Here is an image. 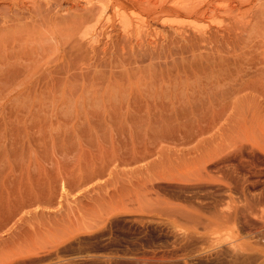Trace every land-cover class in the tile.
<instances>
[{"label":"rangeland","instance_id":"rangeland-1","mask_svg":"<svg viewBox=\"0 0 264 264\" xmlns=\"http://www.w3.org/2000/svg\"><path fill=\"white\" fill-rule=\"evenodd\" d=\"M0 264H264V0H0Z\"/></svg>","mask_w":264,"mask_h":264},{"label":"bare ground","instance_id":"bare-ground-1","mask_svg":"<svg viewBox=\"0 0 264 264\" xmlns=\"http://www.w3.org/2000/svg\"><path fill=\"white\" fill-rule=\"evenodd\" d=\"M116 14H117V15H119V14H120V13H119V10H117V11H116Z\"/></svg>","mask_w":264,"mask_h":264}]
</instances>
